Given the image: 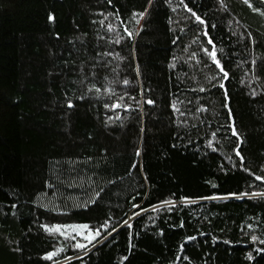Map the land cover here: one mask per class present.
I'll return each mask as SVG.
<instances>
[{
  "label": "trees",
  "instance_id": "16d2710c",
  "mask_svg": "<svg viewBox=\"0 0 264 264\" xmlns=\"http://www.w3.org/2000/svg\"><path fill=\"white\" fill-rule=\"evenodd\" d=\"M177 2L172 0L173 6ZM185 3L206 20L209 36L217 47L225 49L227 55L222 63L229 72V80L225 82L227 102L224 90L218 87L180 94L179 89L195 88L197 82L205 84L203 75L187 65L181 66L182 61L174 70L168 67L173 55L187 57L188 53L181 49L198 33L194 24H189L184 34L180 33V27H184L180 17L190 13L183 9L174 13L165 0H154L151 6L149 0H112L111 4L107 0H0V264H52L41 257L64 242L44 233L39 227L41 223L98 225L104 220H110L117 231L83 256L84 264H120L123 256L128 257L123 264H264V251H257L264 249V244L251 240L253 234L264 239V200L248 197L199 200L170 213L142 212L132 218L131 229L123 226L124 220L139 211L132 208L133 203L149 208L168 198L178 201L181 196L196 199L264 190V183L240 169L239 157L233 152L236 137L223 139L231 135L230 131L221 128L217 133L220 138L215 144L217 151L205 146L211 132L229 122L230 108L243 140L240 152L244 166L252 173L264 174L261 168L264 165V16L253 12L243 0H224L226 11L220 10L218 0H185ZM250 3L264 11V0H250ZM145 9L148 11L139 25L134 21L129 23L133 11ZM116 11L134 31L141 27L143 30L132 39L126 38L121 45L109 46L100 41V47H96L98 32L105 33L92 21L102 19V12ZM50 13L55 17L52 22L48 20ZM169 18L174 21L171 25ZM120 31L123 34L122 27ZM233 31L238 35L233 36ZM240 33L244 34L242 42H238ZM177 35L181 36L179 47L172 43ZM200 40L211 48L206 43L207 37L201 35ZM197 49L198 45L192 44L190 50ZM105 50L120 52L126 59L109 57L111 64L105 66L104 59L97 57V52ZM252 59L257 61L254 72ZM94 64L93 78L90 73ZM117 64L120 65L118 78L112 71ZM137 65L139 78L135 73ZM178 74L182 82L177 80ZM193 74L195 81L190 79ZM82 75L101 87L105 77L117 80L127 77L133 83L139 79L144 89H152L145 95L156 104H145L144 113L133 112L123 126L119 122L105 126L107 110L103 103L111 101L77 100L72 96L71 89H76V96L85 91V86L79 84ZM253 75L259 80L249 85ZM241 78L245 84L240 83ZM122 87L117 83L118 93ZM252 88L258 92L255 97L249 94ZM129 91L139 99V86ZM66 93L68 98H73L72 109L66 106ZM173 93L181 99L185 96L192 99L194 103L189 107L193 110L196 97H200L199 103L210 109L203 114L210 123L200 124L189 116L190 124L196 123L197 128L187 134L181 130L179 136L183 139H178L173 123L176 117L170 107ZM225 103L228 108L223 107ZM124 115L121 111V116ZM137 148L141 149L140 157L135 156ZM226 156L232 157L237 165L235 169ZM88 157H92L90 163L77 165L80 176L85 180L92 176L99 186L106 180L115 181L107 185L96 204L87 209H72L67 215L37 207L34 201L38 193L47 191L52 195L46 182L55 180L56 161L60 162L56 167L67 178L66 161H84ZM133 162L135 169L131 168ZM130 169L132 176L127 175ZM213 183L217 187L213 188ZM61 191L65 195H80L71 188ZM150 216L154 217V223ZM180 220L184 221L183 228L178 226ZM249 223L255 225L254 231L247 228ZM187 236H195L196 240L185 242ZM249 253L252 259L247 258ZM74 254L69 248L54 259L62 261L64 256ZM185 256L189 259L185 260ZM71 264L81 261L73 260Z\"/></svg>",
  "mask_w": 264,
  "mask_h": 264
},
{
  "label": "snow or ice",
  "instance_id": "6c2138e0",
  "mask_svg": "<svg viewBox=\"0 0 264 264\" xmlns=\"http://www.w3.org/2000/svg\"><path fill=\"white\" fill-rule=\"evenodd\" d=\"M154 0H149V5L151 6L153 4ZM165 2L169 5L171 10L175 13L177 12V9H183L186 10V13H190V16L188 15H182L180 19L184 22V27H180L179 31L180 33H185V28L188 27L189 24L195 25V31L198 33V35L194 36L191 43L186 45L184 48L181 49V51L188 53L187 57H179L176 55H173L172 61L169 63L168 67L169 69H176L178 65H187V67L191 69H196L203 75V79L205 81V84H200L197 82V87L190 88V89H179V92L181 95H184L185 91L190 92H205L209 91L210 87H218L219 89H223V96L224 100L227 102L229 99L228 97V90L225 86V82L229 80V72L225 69L222 60L226 59V53L224 47H217L216 43H214L211 36H209L208 32V24L204 18H202L201 15H198L196 11L193 10V8L189 7L188 3H185V0H178L175 6L172 4V0H165ZM107 3L111 4L112 0H107ZM218 3L220 5V10L226 11L227 5L224 3V0H218ZM243 3L246 4L249 8L252 9L253 12L259 13L261 16H264V11H261L259 8L253 7L252 3H250V0H243ZM147 9L144 11L136 12L133 11L132 15L130 17L129 23L134 21L135 25H139L141 20L145 18ZM100 15L103 17L102 19L96 21H92L93 24H98L100 28L104 29V35H100L99 32L97 34V44L96 47H100L99 42L104 41L109 46L115 44V45H121L125 41V39H132L134 36L139 34L141 29L134 31L132 28L128 26L124 21L121 20V16L119 11L113 12H107V13H100ZM112 18V20L109 22V18ZM55 17L53 14H49L48 20L50 22L54 21ZM107 22V23H106ZM119 22V23H117ZM174 21L169 18V24H173ZM229 24H231V21H229ZM123 29V34L121 33L120 29ZM212 28L215 29L216 25L213 24ZM172 31H175V29H170ZM126 34V36L124 35ZM207 37V45H211V48L205 46V44L200 40V36ZM233 36H237V32H232ZM248 37L251 38V33H248ZM244 39V34L240 33L238 37V42H242ZM181 40V36L177 35L173 39L172 43L174 45H177L179 47L178 41ZM252 43L255 44L256 41L253 39ZM192 44L198 45L197 50H190ZM97 57L104 59L105 66L111 64V60H108L107 58L111 57L114 60L123 61L126 59L124 56L120 54V52H114L105 50L103 52H97ZM99 63V60H98ZM253 65L252 71H255V65L257 63L256 59H252L251 61ZM212 65L215 66V69H212ZM238 66H242L238 65ZM96 65L94 64L92 66L93 71L90 73V75L94 78L95 77V69ZM205 69H208L209 71H205ZM218 70V71H216ZM112 71L115 73L116 77H119V71H120V65L117 64L116 68L112 69ZM81 73H83V68H81ZM135 73L137 78L140 77L141 72L139 65L135 68ZM183 76L187 77L188 73H183ZM245 76H247V73H245ZM190 79L196 80V76L193 74ZM177 80H181V76L177 75ZM259 77L253 75L251 80L248 81V84L251 85L253 81H258ZM215 81V83H213ZM87 82V83H86ZM182 82V80H181ZM245 79L241 78L240 83L245 84ZM73 83H77L76 81H73ZM119 83L123 87L121 88L120 92L118 93L116 90V85ZM80 85L85 86V91L83 94L76 96L75 92L76 89H71L72 96L77 100H101L104 99L109 102L103 103V108L107 110V112L113 113V115H108L107 112L105 113V126H108L110 124H115L119 122L121 126H123L124 121L127 120L130 115L133 112H136L139 110L141 114L144 113V105H155L156 101L148 96L145 95L146 92L152 91V89H144L142 83L139 79L136 80L135 83L128 79L127 77L123 78L122 80L117 79H109L108 77H105V83L104 85L97 86L96 83L89 81L88 76H83L79 81ZM209 86V87H206ZM140 87V91L138 93L139 99L137 96H133L129 89L132 87ZM251 96L255 97L258 95V92L255 88H252L249 93ZM173 99L171 100L170 107L172 110V114L176 117L175 120H173V123L175 124L177 128V135L178 139H183V137L179 136V132L181 130H185L186 134L190 133L192 129L197 128L196 123L189 122L188 117L190 116L193 120L198 121L200 124L204 123H210L207 121V118L203 116L204 113H207L210 111V109L204 105L200 104L199 100L200 97H196V106L193 110V108L189 107V105H192L194 101L192 99H188L186 96L184 99H181L180 96H177L175 93L172 94ZM127 98V99H126ZM66 106L68 109H72L74 107L73 98H68V94L66 93ZM223 107L228 108V104L225 103ZM120 110V111H118ZM121 111L124 112L126 115L123 117L121 116ZM214 115H218V113H214ZM228 120L229 122L221 125V127L217 128L215 131L211 132V137L206 141L205 146L209 149H211L213 152L217 151L215 144L220 142V138H218L217 133L221 130V128H224L228 131H230V136L225 135L223 139L230 140L231 136L236 137L237 143L236 147L233 149V152L235 153L236 157H239L240 160V169H242L245 173H249V175H253L255 181H261L264 183V174L257 175L255 173H252L248 167H245L243 164L244 157L241 155L240 152V144L243 143L242 138L240 137L237 128L235 126V121L232 118V111L230 108H228ZM144 129L141 128V132H143ZM191 138L189 137V143H191ZM173 147H177V145H173ZM135 156L140 157L141 156V149L137 148L135 151ZM226 159L232 163L233 168L235 169L237 167L236 163L232 160L231 156H226ZM92 160V157H88L84 161L80 160H69L66 161L68 164V177L64 178V172L61 171L56 166L60 165L59 161H56L54 164V171L53 176L55 178L54 182L49 181L46 182V188L52 190V195L49 196L47 191L38 193L37 199L34 201V203L37 205V207L44 209L47 212H54L57 214L67 215L72 209H87L90 205L96 204L98 201V198L101 197V193H103L109 184H114L115 181L113 180H106L104 181L103 186L97 185V182L93 180L92 176H88L87 179L83 176H80L79 173H77V165L83 163L88 164ZM96 167H99L97 164ZM223 167V166H221ZM132 169L136 168V163L133 162L131 165ZM262 172H264V165L261 166ZM142 171V166H141ZM94 175H96L94 173ZM128 176H132L131 169L127 172ZM117 179H123V177H118ZM145 180H147V177H144ZM101 180H103V177H101ZM212 187H217L216 184H212ZM75 189L78 190L80 195H65V192L61 191V189ZM139 195V193H137ZM147 195V194H145ZM248 197L249 199L256 200H264V190L262 191H254V192H229L226 194H213L211 196H201L196 199H193L189 196H181L179 200H175L172 198L161 200L158 204L150 205L149 208H144L141 206V204H132V208L139 209V211L133 212L131 216L127 220L123 221V226H126L128 229L132 228L131 220L133 217H138L140 214L147 213L149 210L153 213H156L159 215L162 212H172L176 209H181V206L183 208H186L192 204H196L199 200H226L229 198H245ZM135 197H133V200ZM46 201V202H45ZM57 201H62L61 203H57ZM69 202L70 205H69ZM11 207L14 209L16 208V204H12ZM117 207H120L119 205ZM15 215V213H13ZM112 214L109 213V217L111 218ZM150 220L155 222L154 217H149ZM179 227H184V221L180 220V223L178 225ZM39 227L43 230L44 233L48 234L49 236H52L54 238H62L63 242L60 244V246L54 247L52 251L46 252L41 259L45 261H51L52 264H71L73 260H80L81 264H84V261L82 259L83 256H87L90 251H92L93 248L96 247V244H101L105 240L108 239L112 235L113 232L117 231V227H113L110 223V220H104L103 223H100L98 225H93L88 222L83 223H41ZM111 228V231H108V229ZM247 228L249 230L255 229V225L252 223L247 224ZM106 232L107 235H103V233ZM160 234H163V230L160 231ZM100 238V239H98ZM215 239V238H214ZM196 240L195 236H187L185 238V242L187 241H194ZM251 240L253 242L259 240L261 244H264V239H260L257 235L253 234L251 235ZM227 243V241H225ZM129 247L131 248L132 245L130 243ZM69 248L74 250V255H66L63 257V260H56L55 257L60 256L62 253H65ZM184 244L182 243L180 245V250L183 251ZM258 252L264 251V249H257ZM180 257H177L179 259ZM248 259H252L251 253L247 256ZM127 256H123L120 258V264H123L125 260H127ZM185 260H188L189 258L187 256L184 257Z\"/></svg>",
  "mask_w": 264,
  "mask_h": 264
}]
</instances>
